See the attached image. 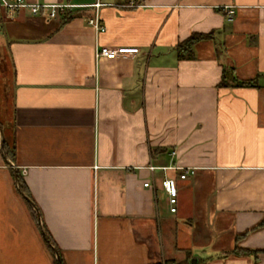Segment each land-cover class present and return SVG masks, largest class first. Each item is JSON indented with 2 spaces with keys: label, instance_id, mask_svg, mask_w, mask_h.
Instances as JSON below:
<instances>
[{
  "label": "crops",
  "instance_id": "crops-1",
  "mask_svg": "<svg viewBox=\"0 0 264 264\" xmlns=\"http://www.w3.org/2000/svg\"><path fill=\"white\" fill-rule=\"evenodd\" d=\"M27 1L76 7L0 13V123L40 215L0 150V264H264V0Z\"/></svg>",
  "mask_w": 264,
  "mask_h": 264
},
{
  "label": "built area",
  "instance_id": "built-area-1",
  "mask_svg": "<svg viewBox=\"0 0 264 264\" xmlns=\"http://www.w3.org/2000/svg\"><path fill=\"white\" fill-rule=\"evenodd\" d=\"M101 4H96L95 7L97 8V11L95 15L89 20L88 25L92 27L96 33H104L106 31L105 26L101 22L99 8L101 7ZM130 7H141V4L139 3V0H130L129 3ZM76 6L70 5V4H54V5H48V4H31L27 0H0V13L3 15V17L6 18H13L17 16L19 13L27 12L31 16H45L47 19H57V18H63L66 16L67 12H69L71 9L75 8ZM96 58H106L109 60L116 59L118 57H121L123 55L129 54V53H137V49L127 50V49H110L109 47H96ZM196 174L195 169H186L181 175L180 179L182 181H185L189 179L190 176H194ZM145 187H148L149 184L146 183L144 185ZM163 187L165 188L166 192L171 197V205L176 204V194H177V186L174 180L172 179H166L163 182ZM171 212L175 213L176 208H171Z\"/></svg>",
  "mask_w": 264,
  "mask_h": 264
},
{
  "label": "trees",
  "instance_id": "trees-1",
  "mask_svg": "<svg viewBox=\"0 0 264 264\" xmlns=\"http://www.w3.org/2000/svg\"><path fill=\"white\" fill-rule=\"evenodd\" d=\"M71 13L70 11L67 12L66 16L63 17V22L67 23L70 18H71ZM214 39V33H195L193 35H191L187 40H185L184 42L180 43L177 47H176V51H177V57L179 60H192L195 58V54H194V48L195 45L201 41H205V40H213ZM219 87H223V88H233V87H244V88H260V86L258 85V83L256 81H239L238 79L234 78L232 76L231 71L229 72V69L224 68L223 69V75H222V80L219 84ZM1 124V123H0ZM2 126V124H1ZM3 128V126H2ZM4 131V129H3ZM5 133V132H4ZM5 136V134H4ZM4 152L7 156V158L11 161V162H15V156H16V149H15V145L11 144L9 142V140L6 138L5 136V142H4ZM18 173V179H19V184H20V190L21 193L25 196H27L31 201V195L27 189V186L21 176L20 171H17ZM21 194V195H22ZM264 227V219L263 221L255 228H263ZM47 235V234H46ZM50 242V241H49ZM51 243V242H50ZM49 243V244H50ZM236 253H241L243 255L247 254V251H241V250H235ZM56 264L57 261H56ZM157 264H194L191 262V260H186L183 262H176L174 260H167L163 263H157ZM197 264H206L205 261L201 260L199 263Z\"/></svg>",
  "mask_w": 264,
  "mask_h": 264
},
{
  "label": "water",
  "instance_id": "water-1",
  "mask_svg": "<svg viewBox=\"0 0 264 264\" xmlns=\"http://www.w3.org/2000/svg\"><path fill=\"white\" fill-rule=\"evenodd\" d=\"M4 142H5L4 131H3V128H2V126H1V124H0V150H1V153H2V155H3L4 159H5V161H6V162H7V163L13 168V171H14V174H15V180H16L17 189H18L19 193L22 194V193H21V190H20V184H19L18 174H17V170H16V168H15V165H14L13 162H11V161L7 158V156H6L5 152H4ZM22 196H23V198H24L26 201H28V203L31 205V207H32L35 211H37L38 218H39V222H40V215H39V212H38L37 208L35 207V204H34V203H33V202H32L27 196H25V195H23V194H22ZM53 250H54V253H55V255H56V261H57V263H58V264H62V261H61V258H60L59 253L57 252L56 249L53 248ZM193 263H195L194 260H193Z\"/></svg>",
  "mask_w": 264,
  "mask_h": 264
},
{
  "label": "rangeland",
  "instance_id": "rangeland-1",
  "mask_svg": "<svg viewBox=\"0 0 264 264\" xmlns=\"http://www.w3.org/2000/svg\"><path fill=\"white\" fill-rule=\"evenodd\" d=\"M6 18V17H5ZM9 66V65H8ZM8 71L10 72V69L8 68ZM8 75H9V73H8ZM2 81V79H0V82ZM1 84V83H0ZM8 107V110H10L11 109V106L9 105V106H7ZM1 108L3 109V106L1 107V102H0V112H1Z\"/></svg>",
  "mask_w": 264,
  "mask_h": 264
}]
</instances>
